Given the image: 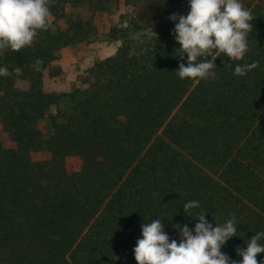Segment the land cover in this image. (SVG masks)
<instances>
[{"label":"trees","instance_id":"trees-1","mask_svg":"<svg viewBox=\"0 0 264 264\" xmlns=\"http://www.w3.org/2000/svg\"><path fill=\"white\" fill-rule=\"evenodd\" d=\"M121 1L128 15L144 0H50L48 28L0 50V264H136L140 224L167 216L178 239L173 223L196 222L181 207L189 200L210 223L234 216L238 236L221 248L232 260L264 231V0H241L253 16L247 52L214 58L215 79L178 77L174 24L124 15L104 29L77 15L57 25L68 7L109 13ZM117 41L80 84L53 86L60 52Z\"/></svg>","mask_w":264,"mask_h":264},{"label":"clouds","instance_id":"clouds-1","mask_svg":"<svg viewBox=\"0 0 264 264\" xmlns=\"http://www.w3.org/2000/svg\"><path fill=\"white\" fill-rule=\"evenodd\" d=\"M187 5L186 14L173 12L168 16L174 22L172 34L178 44L175 53L182 61L175 70L180 79H215L214 58L220 53L229 60L244 57L253 16L241 0H187ZM49 16L50 0H0V50L19 51L31 45L37 31L48 28ZM41 63L36 58V71ZM256 66V61L236 64L233 74L244 76ZM14 71L18 73L20 69ZM8 75V68L0 65V76ZM199 206L198 200L181 205L189 223L193 219L196 222L191 228L188 223H173L171 227L177 230L178 239H170L165 230L161 218L167 216H155L150 222L141 223L140 236L132 249L136 264H264V256L259 262L256 258L258 253H264V243L259 242L264 231L254 232L237 252L241 259L232 260L221 248L231 237L238 236L234 216L213 224L206 219V212L192 211Z\"/></svg>","mask_w":264,"mask_h":264},{"label":"rangeland","instance_id":"rangeland-1","mask_svg":"<svg viewBox=\"0 0 264 264\" xmlns=\"http://www.w3.org/2000/svg\"><path fill=\"white\" fill-rule=\"evenodd\" d=\"M144 2V1H143ZM142 2V3H143ZM184 4L187 7V0H183ZM133 8L128 14L129 17L141 27L149 26H159L152 25L148 23L139 22L136 17L137 9L142 4ZM128 8L124 5V1H121L117 6H115L109 13H102L95 10L93 6L89 4H83L78 8H67L68 19H63L57 22V25L62 29H65L68 25V22L71 18L82 15L83 17H93L95 22L104 29L110 27L121 21V17L127 15ZM163 26V25H162ZM119 42H96L92 44H86L81 46H73L67 48L59 53L57 60L51 67V82L54 87L62 89L66 86L80 84L82 78L87 75L89 68L98 60L107 58L113 55L118 46ZM19 87L24 88V83H18ZM0 135L5 140L6 135L3 132L2 125L0 123Z\"/></svg>","mask_w":264,"mask_h":264},{"label":"water","instance_id":"water-1","mask_svg":"<svg viewBox=\"0 0 264 264\" xmlns=\"http://www.w3.org/2000/svg\"><path fill=\"white\" fill-rule=\"evenodd\" d=\"M146 18L145 22L139 19V13ZM186 14L187 7L183 0H167L162 3L161 0H144V2L137 9L136 17L141 23H148L152 25H173L174 22L168 19L170 13Z\"/></svg>","mask_w":264,"mask_h":264},{"label":"flooded vegetation","instance_id":"flooded-vegetation-1","mask_svg":"<svg viewBox=\"0 0 264 264\" xmlns=\"http://www.w3.org/2000/svg\"><path fill=\"white\" fill-rule=\"evenodd\" d=\"M139 19H140L142 22H145V21H146V18L144 17V15L141 14V12L139 13Z\"/></svg>","mask_w":264,"mask_h":264}]
</instances>
